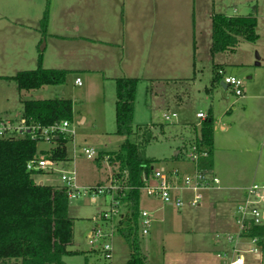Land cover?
Returning a JSON list of instances; mask_svg holds the SVG:
<instances>
[{
  "label": "rangeland",
  "instance_id": "1",
  "mask_svg": "<svg viewBox=\"0 0 264 264\" xmlns=\"http://www.w3.org/2000/svg\"><path fill=\"white\" fill-rule=\"evenodd\" d=\"M150 1L151 3L144 4L141 10L136 9L135 13L138 16L142 13V18L155 23L152 28L157 34L152 36L149 31L151 27L142 29V26L140 30L136 29V33L141 32L137 34L139 40L136 41L134 51L136 60L131 68H105L108 78H104L100 66L93 68L96 70H84L85 66H80L74 55L66 57V52L81 53L82 44L67 46L69 43L48 35L46 39L42 38L33 50V57L37 60L33 59L31 66L23 67L36 69L39 53L43 50L47 68L69 70L63 84L23 92L21 97L14 80L0 78V120H11L15 127H19L21 123L20 98L31 100L60 96L73 101L72 126L75 129V142L71 140L68 144L71 159L57 162L54 171L42 173L37 178L46 184L62 185V174L75 170L78 185L92 188L87 193L83 192L78 197L70 198V215L74 218V241L69 249L78 253L64 256V264H126L131 257L130 244L123 235L117 233L112 238L94 239L89 236L96 224L94 217L101 212L109 213L112 209L113 192L109 189L116 185L113 179L114 167L108 157L101 158V164L96 158L101 152L118 150L126 139L116 133L117 83L116 79L109 78L110 75L140 78L133 124L135 128L140 125L152 126L154 138L146 146V154L161 160L168 169H173L181 163L183 165L184 161L185 164L190 163L186 148L183 150L182 147L184 140L192 137V125H199L201 121L197 118V112H209L213 106L216 119L225 116L224 121L229 120L225 114L226 93H229L231 101H236L235 114L240 107L243 100L240 96L225 89L220 82L212 84L216 65L223 62L231 73H234L232 68H241L240 73L235 74L242 78L245 84L251 81L248 77L254 72L259 71L260 78L264 77V65L261 68L255 65L258 55L264 63V0H159L160 5L157 7L155 0ZM4 9H11L8 1L0 4V34L9 32L6 28L8 22L3 17ZM222 12L228 15H255L259 20L260 39L255 43L241 40L234 51L213 54L211 16ZM12 16H15V13H12ZM40 28L43 26L40 25ZM163 35L165 44H157V38ZM105 39L108 38L104 36L103 40ZM83 49L92 50L93 52H88L90 55H97L90 46ZM151 54L156 57L158 54H165L166 65H149ZM81 63L83 65V62ZM12 69L13 66L0 63L1 76L13 74ZM78 78L82 81L81 85L76 84ZM175 112L176 117L168 121L165 119V114L172 115ZM84 118L86 121L79 123ZM237 137L240 145H243L245 140H242L239 133ZM130 139L134 140V137ZM40 146L47 149L51 143L42 142ZM85 148L95 151L94 158H87ZM254 149L256 156L248 161L250 174L255 177V183L264 184V150L262 148V157L259 160L257 147ZM178 151H181V154L175 157ZM94 187H101L102 192L95 191ZM236 205L234 202H220L217 205L202 203L199 207L185 205L181 210L175 209L174 206L173 209L165 210L162 216L157 214L149 233L140 235L141 245L148 255V260L157 264L183 261L193 251L202 254V249L195 247L197 245L214 254L216 258L219 249V252L231 250L232 243L227 237L228 233H233L231 231L235 229L231 224V217ZM259 207L264 210V202L260 203ZM117 220L118 217H115L114 226ZM98 222L105 225L106 221ZM155 229L160 230L159 233L154 231ZM215 238H221L224 245L218 244ZM244 240L250 242V238H243L242 241ZM105 242L111 244L110 257H106L102 251ZM239 242L241 254L246 258L247 264H264V247H259L253 241L251 248L256 250L252 252L250 247L241 244L240 239ZM256 252L262 253V259L255 258Z\"/></svg>",
  "mask_w": 264,
  "mask_h": 264
},
{
  "label": "trees",
  "instance_id": "2",
  "mask_svg": "<svg viewBox=\"0 0 264 264\" xmlns=\"http://www.w3.org/2000/svg\"><path fill=\"white\" fill-rule=\"evenodd\" d=\"M47 19L46 13L43 28ZM258 23L255 15L214 14L213 54L234 51L241 40L257 42L260 39ZM66 75V70L43 67L40 58L36 69L0 78L14 80L20 91H32L48 85H61ZM218 77L217 71L212 84L219 82ZM116 83V133L126 139L118 150L101 152L96 159L101 164L100 159L108 157L114 167V182L120 186L115 194L120 204V216L113 230L115 235H123L130 244L131 257L126 264H150L140 239L142 187L162 162L146 154V146L154 138L152 126L140 125L135 128L133 124L139 79L118 78ZM22 113V119L28 126L47 127L65 120L74 121L73 101L59 96L25 100ZM192 126V137L184 141V147L187 149L190 144H196L200 152L206 151L208 155L200 156L197 168L209 172L215 149L212 111L199 126ZM132 136L134 140L130 139ZM70 141L61 134L46 141L34 137L29 129L0 137V264H64V256L78 253L69 249L74 241V218L70 215L67 186L46 184L37 179L42 173L54 171L53 166L38 170L27 168V163L32 159L44 158L55 162L71 159ZM42 142H49L51 146L42 148ZM110 228L105 227V233ZM240 236L256 239L258 245L264 246V220L261 224H255L251 218H247Z\"/></svg>",
  "mask_w": 264,
  "mask_h": 264
},
{
  "label": "crops",
  "instance_id": "3",
  "mask_svg": "<svg viewBox=\"0 0 264 264\" xmlns=\"http://www.w3.org/2000/svg\"><path fill=\"white\" fill-rule=\"evenodd\" d=\"M6 1L10 4L11 9H4L3 17L6 18V22H8L6 23V28L9 32L0 34V63L5 66H13L12 70H14V73L9 76H14L20 71L30 70L23 66H31L33 64V59L37 60L36 57H33V50L36 49V46H38L42 38L46 39L48 35L52 38L69 43L67 46H72L76 43H79V45L82 44L81 53L66 52V57L74 55V58L81 64L80 66H85L83 67L84 70L93 69L96 65L100 66V68H102L100 72H102L104 78H106L107 71L105 68L114 66L120 69V67L131 68L134 66L136 60L134 53L136 49L135 44L136 41L139 40L137 34L141 32L137 31L136 33V29L140 30L142 26V29L151 27L149 31L152 32V36L157 34L155 33V29L152 28L155 23L148 21L146 18H142V13H140L139 16L135 13L136 9L141 10L144 4L148 2L151 3L150 0H0V4ZM155 3H157L155 7L160 5L159 0H155ZM12 13H15V16H12ZM46 13L48 18L47 23L44 28H40V25L43 26L41 21ZM213 16L214 15H212L211 18H213ZM144 19L146 20L144 21ZM104 36L108 39L103 40ZM144 42L145 40L143 38V43ZM165 42V35H163V37L159 36L156 40V43L160 45H163V43L165 44ZM88 46L94 49L97 55H90L88 52L91 53L93 52L92 50L85 51L83 49H88ZM39 50L40 49H38V53ZM40 53L37 67L39 66L40 58H42L43 67L47 68L45 66L43 50L40 51ZM60 55L64 56L63 53H60ZM165 57V54H158L157 57L151 54L149 65H152V63L154 67L166 65ZM81 62H83V65ZM172 65H174V63H172ZM255 65L261 68L264 63L260 58V64L257 65L256 63ZM219 69H223L228 75H234L235 73H240L239 71L241 68H232L234 73H231L228 72L229 68L221 62L216 65L214 75ZM62 70L69 71L67 69ZM234 76H237V74ZM124 77H128V75L121 77L119 75L109 76V78H114L116 80ZM129 78L136 77L129 76ZM218 78L221 83L223 81L222 77L219 76ZM248 78L251 81L245 84L244 94L240 96L243 100L236 114L234 109L236 101H231L229 93H226L227 95L224 97L226 102L225 105L227 106L225 114L229 117V120L224 121L225 116H219L220 119H216L214 109L212 110L213 106L210 108V112L212 111L214 118L215 149L213 166L209 171V175L217 178L219 180V185L203 191V200L205 202L202 201L201 205L202 203H205V205H217L220 202H234L238 207V205L247 198L248 188L256 184L254 182L255 177L250 174L248 161L256 156L254 148L257 147L259 160L262 157V148L264 150V77L260 78L259 71H257L249 75ZM225 89L228 90L229 88ZM230 90L231 89H229V91ZM20 92L22 97V93L27 91L21 90ZM20 101L22 102L21 112H23V101L25 100L20 98ZM199 112H197V114ZM205 113L208 115V112ZM22 114L23 113H21V120H23ZM12 119L14 120V118ZM85 121L86 118L79 121V123H84ZM238 133L242 136V140H245L243 145H240L237 137ZM182 149L184 150L185 147H182ZM180 154L181 151L176 152L175 157ZM184 162L186 163V161ZM189 162V164L184 163L183 165H181L182 163H178L179 166H174L173 168L179 169L182 174H184L183 172L193 174L198 169L194 162L190 160ZM181 193L187 201L193 195L187 190L181 191ZM237 207L231 217L233 223L226 220L227 223H231L235 227V229L231 231L233 233H228V237L231 235L239 236L241 234V227L238 223ZM173 208V205L165 204L157 199L148 198L145 195L142 196V209L151 212L153 219L156 218L155 216L157 214L162 216L165 210ZM154 231L159 233L160 230L155 229ZM89 236H91V234ZM243 238L244 237L240 236L241 244L247 245V247H250V250L254 249L251 248L254 243L253 239L250 238V242L247 240L243 242ZM214 240L217 241L218 244L224 245L221 238H215ZM258 246L264 247L261 245ZM195 247L202 249V254H199V251H193V253L185 257L183 261H175L174 263L164 262V264H225V259L217 256L221 249H219L216 258L214 254L204 250L200 245ZM143 250L145 249L143 248ZM221 252H224V250ZM254 254L256 259H262V253L256 252ZM149 262L150 264H157L150 260Z\"/></svg>",
  "mask_w": 264,
  "mask_h": 264
},
{
  "label": "built area",
  "instance_id": "4",
  "mask_svg": "<svg viewBox=\"0 0 264 264\" xmlns=\"http://www.w3.org/2000/svg\"><path fill=\"white\" fill-rule=\"evenodd\" d=\"M218 74L222 77L223 82L228 84V88L231 89L233 93L237 96H242L244 94V81L234 75H228L223 69L218 70ZM76 84L81 85L82 81L80 78L76 80ZM177 114L173 113L165 114V119L171 120L176 117ZM198 118L205 120L207 114L205 112H199L197 114ZM200 122V124H201ZM199 124V125H200ZM29 129L33 132L34 137L43 138L46 141H51L57 135H63L66 138H70L75 142V129H73L72 123L65 120L60 123H55L51 126L40 127V126H28L25 120H21L19 127H15L13 122L10 120H0V137L13 135L14 133L23 132ZM87 158L92 159L96 155L95 151L89 148L84 150ZM76 154V149L74 147V155ZM207 156L206 151H199L196 144H190L186 149L187 159L194 162L196 166L198 165L200 156ZM57 162L47 159H32L27 163L28 170H38L46 169L48 167H55ZM198 169V168H197ZM64 186L68 188V194L70 198H75L81 195L83 192L87 193L92 188L88 186H79L77 183V174L75 170H70L62 174L61 176ZM219 185V180L209 175V172H204L201 170H196L193 174H182V172L177 169H168L162 163H159L154 169L153 174L150 179H147L145 185L142 187L143 193L146 197L151 199H157L165 204L173 205L178 209H182L185 205H190L192 207H199L204 199L203 191L206 189H211ZM120 188L119 185L111 187L109 190L113 192L112 195V209L110 212H101L98 216L94 217L96 221V226L91 233V238H112L114 237V221L115 217L120 216L119 201L116 199V191ZM95 191L102 192L101 187H94ZM190 191L193 195L187 201L182 195L181 191ZM255 197L257 199H255ZM264 202V184H253L248 188L247 198L240 203L238 210V223L241 227V232L245 226V221L247 218H251L255 224H261L264 220V210L259 207L260 203ZM98 220H104L105 225L100 224ZM153 215L148 210L143 209L141 213V229L143 234H148L150 227L152 226ZM110 226L108 233H105L104 228ZM239 236H229L228 240L232 243L231 252H224L218 254L219 257L225 259V264H247L246 258L241 254L239 248ZM257 243L256 239H253ZM104 254L106 257H110L111 244L105 242L103 246ZM252 252L255 249L251 250Z\"/></svg>",
  "mask_w": 264,
  "mask_h": 264
},
{
  "label": "water",
  "instance_id": "5",
  "mask_svg": "<svg viewBox=\"0 0 264 264\" xmlns=\"http://www.w3.org/2000/svg\"><path fill=\"white\" fill-rule=\"evenodd\" d=\"M260 64V56L258 55L257 56V65H259ZM221 84H222V86L224 87V88H228L229 86H228V84H226L225 82H221Z\"/></svg>",
  "mask_w": 264,
  "mask_h": 264
}]
</instances>
